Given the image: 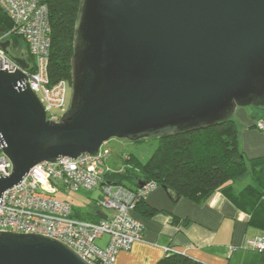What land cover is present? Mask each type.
<instances>
[{"label": "water", "instance_id": "95a60500", "mask_svg": "<svg viewBox=\"0 0 264 264\" xmlns=\"http://www.w3.org/2000/svg\"><path fill=\"white\" fill-rule=\"evenodd\" d=\"M72 49L70 99L58 121L46 120L25 73L0 70V147L12 165L0 174V198L38 163L264 108V0H79ZM0 264L90 263L53 237L0 230Z\"/></svg>", "mask_w": 264, "mask_h": 264}, {"label": "built area", "instance_id": "2783aa9c", "mask_svg": "<svg viewBox=\"0 0 264 264\" xmlns=\"http://www.w3.org/2000/svg\"><path fill=\"white\" fill-rule=\"evenodd\" d=\"M0 9L12 21V29L0 33V43L15 33L20 36L32 58L33 71L24 70L13 55L0 47V70L15 69L27 75L30 89L38 97L46 120L58 121L66 111L67 82L50 83L48 36L50 26L48 7L42 0H0ZM9 41V40H8ZM264 129V120L256 122ZM109 148L103 144L97 154H82L75 159L60 157L56 162H41L33 166L23 179L5 190L0 198V230L16 233H38L53 237L73 249L90 264H114L118 252L128 251L133 243L142 240L143 225L132 213L138 202L157 188L154 182L130 189L123 184L109 183L106 172L111 169L106 160ZM128 159L127 155H122ZM11 162L0 147V174L11 173ZM72 192L99 189L95 203L99 210L113 213L92 222L74 215V207L55 197L59 190ZM107 235L105 247L96 245V239ZM246 245L264 254V237L248 238ZM166 256L177 253L164 248Z\"/></svg>", "mask_w": 264, "mask_h": 264}, {"label": "trees", "instance_id": "16d2710c", "mask_svg": "<svg viewBox=\"0 0 264 264\" xmlns=\"http://www.w3.org/2000/svg\"><path fill=\"white\" fill-rule=\"evenodd\" d=\"M42 1L48 7L50 26V83L65 80L69 84L74 24L79 0ZM12 26V21L0 9V28L3 32H8ZM8 40L9 48L13 45L18 49L21 46L25 48V60L28 62L31 56L22 38L13 33ZM28 70L33 71V67L30 65ZM254 110L264 120V108ZM154 140L157 141V146L144 162L131 154L122 153L128 159L120 156L122 167L106 172V182L123 184L130 189L138 187L139 181L154 182L157 187H166L195 203L204 202L214 193L221 192L248 214L251 225L264 230V157H244L238 148L237 128L233 118L211 128ZM128 164L130 166L125 167ZM246 175H250L251 182L239 190L236 189L234 183ZM122 179H128L130 185L122 183ZM143 204L144 201L141 200L134 210ZM73 209L74 215L80 219L98 221V208L88 212H82L75 207ZM164 262L202 264L177 253L165 257Z\"/></svg>", "mask_w": 264, "mask_h": 264}, {"label": "crops", "instance_id": "0c3cea01", "mask_svg": "<svg viewBox=\"0 0 264 264\" xmlns=\"http://www.w3.org/2000/svg\"><path fill=\"white\" fill-rule=\"evenodd\" d=\"M31 62L30 58L29 66ZM232 118L236 123L238 148L244 157H264V129L255 125L260 120L256 110L239 107ZM122 153L119 160L107 158L106 164L111 170L122 167ZM245 177L250 183V175ZM241 179L234 183L238 190L245 186L240 184ZM93 208L84 212L97 209ZM96 212L97 220L113 213L111 210ZM132 216L143 225L142 240L133 243L130 250L118 252L114 264H165L164 248L202 264H264V254L246 245L248 238L264 237V230L251 225L248 214L221 192L195 203L182 196L172 200L163 188L157 187ZM108 238L103 235L95 243L103 248Z\"/></svg>", "mask_w": 264, "mask_h": 264}, {"label": "rangeland", "instance_id": "374dc122", "mask_svg": "<svg viewBox=\"0 0 264 264\" xmlns=\"http://www.w3.org/2000/svg\"><path fill=\"white\" fill-rule=\"evenodd\" d=\"M21 44L23 45V43ZM9 52L13 55L23 54L25 58H27L26 51L23 46H21V48L18 49L16 45H13L12 48H10ZM69 99H70V85L67 83L66 103H65L66 109L68 108ZM245 108H249V107H245ZM104 145L110 150V154L108 158L111 160H114V158L119 160L118 159L119 154L125 152L135 156L137 160L144 162L149 158V156L156 148L157 141L154 139H144L143 141L130 142L124 139L112 138L108 140L106 143H104ZM131 164L132 163H130V165ZM130 165L128 164L127 166L125 165L124 166L128 167ZM247 182H248L247 178L245 177L241 179L240 184L246 185ZM122 183L126 185H130L128 179H122ZM54 195L57 199L68 201L75 208H78L80 209V211L84 212L85 210L91 209L95 206L96 201L100 198L101 191L99 189H93L91 191L72 192V191H66L60 189Z\"/></svg>", "mask_w": 264, "mask_h": 264}]
</instances>
